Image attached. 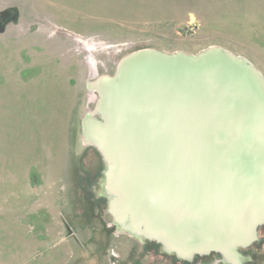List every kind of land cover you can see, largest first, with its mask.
I'll use <instances>...</instances> for the list:
<instances>
[{"label":"rangeland","instance_id":"374dc122","mask_svg":"<svg viewBox=\"0 0 264 264\" xmlns=\"http://www.w3.org/2000/svg\"><path fill=\"white\" fill-rule=\"evenodd\" d=\"M210 47L264 79V0H0V264H225L117 230L100 194L107 164L83 136L98 118L90 84L122 58ZM256 232L241 264H264Z\"/></svg>","mask_w":264,"mask_h":264},{"label":"water","instance_id":"95a60500","mask_svg":"<svg viewBox=\"0 0 264 264\" xmlns=\"http://www.w3.org/2000/svg\"><path fill=\"white\" fill-rule=\"evenodd\" d=\"M85 140L107 164L100 194L119 231L191 261L239 249L264 224V79L241 56L132 52L90 84Z\"/></svg>","mask_w":264,"mask_h":264},{"label":"bare ground","instance_id":"6f19581e","mask_svg":"<svg viewBox=\"0 0 264 264\" xmlns=\"http://www.w3.org/2000/svg\"><path fill=\"white\" fill-rule=\"evenodd\" d=\"M226 260L224 261L225 264H234V261L230 260V257L226 256Z\"/></svg>","mask_w":264,"mask_h":264},{"label":"trees","instance_id":"16d2710c","mask_svg":"<svg viewBox=\"0 0 264 264\" xmlns=\"http://www.w3.org/2000/svg\"><path fill=\"white\" fill-rule=\"evenodd\" d=\"M171 259H173V260L177 261L175 258H171ZM177 262H178V261H177Z\"/></svg>","mask_w":264,"mask_h":264}]
</instances>
